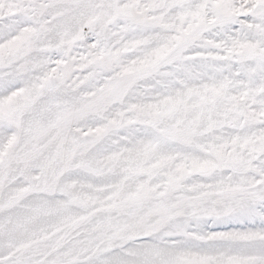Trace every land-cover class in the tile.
Wrapping results in <instances>:
<instances>
[{
    "label": "snow or ice",
    "instance_id": "6c2138e0",
    "mask_svg": "<svg viewBox=\"0 0 264 264\" xmlns=\"http://www.w3.org/2000/svg\"><path fill=\"white\" fill-rule=\"evenodd\" d=\"M0 264H264V0H0Z\"/></svg>",
    "mask_w": 264,
    "mask_h": 264
}]
</instances>
